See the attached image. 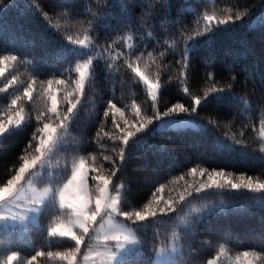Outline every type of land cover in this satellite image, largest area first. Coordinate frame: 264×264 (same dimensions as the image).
<instances>
[{"label": "trees", "instance_id": "trees-1", "mask_svg": "<svg viewBox=\"0 0 264 264\" xmlns=\"http://www.w3.org/2000/svg\"><path fill=\"white\" fill-rule=\"evenodd\" d=\"M229 9L233 14L245 13L243 19L188 40L203 29L205 13L223 17ZM69 36L78 40L87 36L88 46L71 43ZM186 45L191 49L185 79L181 56ZM77 52L90 53L93 64L74 118L63 121L65 131L57 127L61 120L49 111V92L57 91V113L62 117L69 101L76 99V64L87 58ZM7 55H16L17 60L0 65L4 68L0 119L22 109L24 121L0 137V186L7 184L26 158L37 154L43 137L39 129L47 123L57 127L59 143L44 171H53L51 181L60 184L73 161L84 159L95 194L100 181L92 177H110L113 162L120 166V137L126 131L135 132L144 118L153 116V100L132 70L139 68L159 82L156 105L161 113L176 104L191 109L193 98H201L196 113L172 114L193 117L200 126L151 132L157 123L153 121L130 138L123 166L111 177L114 189L121 184L120 208L143 213L150 206L156 216L144 221L125 217L137 231L140 251L118 264H155L154 251L168 244L174 232L176 260L166 264H208L221 254L235 258L244 251L264 257V206L259 204L264 190L226 187L196 192L201 182L207 183L201 168L230 173L234 182L244 176L264 183V0H0V58ZM49 80L53 81L50 86ZM60 80L64 83H57ZM30 84L31 98L24 95ZM212 87L230 88L234 98L229 93L221 100L212 98ZM109 100L124 113L123 118L109 109ZM242 100L248 101L247 109ZM132 104L140 108L139 119ZM125 120L134 126L127 127ZM193 168L195 175L189 174ZM46 180L47 176L38 183ZM165 201L175 211L161 213ZM62 216L65 212L51 198L42 208L39 223L30 224L25 234L0 232V259L17 252L19 264H27L43 251L45 255L33 264H64L67 260L55 253L72 251L75 241L59 239L48 230ZM255 263L264 264V259Z\"/></svg>", "mask_w": 264, "mask_h": 264}, {"label": "snow or ice", "instance_id": "snow-or-ice-1", "mask_svg": "<svg viewBox=\"0 0 264 264\" xmlns=\"http://www.w3.org/2000/svg\"><path fill=\"white\" fill-rule=\"evenodd\" d=\"M245 13L237 11L234 14L232 10H228V14L223 17H218L215 13L203 15L204 26L202 30L196 31L194 34L188 37L189 41L195 40L196 38L205 35L208 32H212L214 28H218L224 26L223 29H226L229 24H235L241 21L244 17ZM151 33H149V36ZM127 41H131L132 37L128 36ZM68 40L73 44H79L81 46L87 47L88 45L85 44V41H88L89 38L87 36L84 37L83 40L73 39L71 36L68 37ZM133 45L131 43L128 44V48L131 49ZM190 49L191 45H186L181 60L183 62L184 72L182 75L187 78L186 70L190 64ZM78 56H86L87 58L84 60L83 63H77L75 67V71L79 74V79L76 81V99L75 101H69L70 106L67 108V113L62 117L57 113V99L56 96L53 94L49 98L51 100V108L49 111L56 115L58 119L61 120V123L57 126L60 129H64L66 131V125L63 121H68L74 118V109L77 108V105L80 103L79 97L83 95L86 81L88 80L89 76L91 75V65L93 64V58L90 53L84 52H77ZM119 56V54H117ZM164 53H161L163 56ZM151 56V53H149ZM16 55H7L0 58V65L5 64L6 61H16ZM129 67H132V64L129 63ZM109 71L111 70V65H108ZM132 70L136 73V75L140 78L141 81L145 85H147L149 94L153 100V116L144 118L143 122L139 124V126L135 127V132L133 131H126L120 139L122 140L123 147L119 148V160L120 166L118 167L115 162H113V167L111 170L110 177H104L103 175L93 176L92 179L99 180L100 185H98V192L99 195L95 197V206L91 208L90 205L92 203V197L88 195L87 185H86V169H85V160L80 159L78 162L73 161L71 167V178L67 179V182L63 184L62 187H57L55 190H46L44 194L36 196L33 198L32 203L37 207L29 208L28 212H36L40 209V205L44 201L45 195H47L48 191H51L52 198L55 199L57 196L59 197V203L61 208L71 209L72 214L74 215L75 219L69 221L67 224H58L54 228L51 229L50 234L52 236L59 235L60 237H68L71 240L75 241L76 247L67 253H60L57 252L55 255L59 257L61 260H67V264H77V253L80 252V246L84 243V238L89 234L90 225L94 224L97 220V217L101 215L102 212L105 213H117L119 215H123L127 219L131 220L133 217L137 221H144L147 216H156V210L151 208L150 206H146L145 212H127L123 211L120 208V203L116 197L109 195V185L111 183V177L117 175V172L120 171V168L123 166L125 161V153L129 150V140L131 137L135 135L136 132H141L145 130L148 124H152L153 121H162L163 118H171L173 113L177 111L181 113H196L198 108L200 107L202 100L199 97L193 98V107L191 109L185 107L182 104H176L161 113V111L157 108L156 101H157V90L159 85L153 83L147 75L139 70V68L132 67ZM4 68H0V76H3ZM212 77V74H209V78ZM235 79V77H233ZM35 83V81H33ZM48 85L50 86L53 81L49 80ZM57 83H64V81L60 80ZM4 89L0 88V92H3ZM185 93L188 92V89H184ZM209 91L213 94L212 98L217 100H221L225 97L226 93L230 94V88H217L212 87ZM32 93V85L30 84L28 88L25 90L24 95L31 98ZM234 98V97H233ZM17 97L11 101L12 105L17 104ZM68 98L65 97V100ZM204 100H208V93H205ZM242 103L248 108V101L242 100ZM109 109H114L116 112H120L121 117L123 118L124 113L121 112L119 108H117L116 104L113 103L111 100L108 102ZM131 107L135 110V115L137 118H140V108L137 107L136 104H132ZM22 109L16 111L14 117H10L7 122H0V137L6 136L11 130L17 129L21 127L24 121V117L21 115ZM108 111H105L103 115L105 117L108 116ZM115 123V122H114ZM124 124L127 127H133L134 125L129 124L127 120L124 121ZM262 130L261 135L264 136V121H261ZM57 127H52L50 124L45 123L42 129H39L40 132L44 134V136L40 140V147L36 148L35 151L40 153V155L36 156L30 162L25 160V163L18 169L16 174L7 181V184L4 187H0V209H7L8 205L12 204L14 201L19 199V188L18 185L20 181L24 178L25 173L29 169V167H35L36 165L43 166L45 162L46 152L45 146L51 145L52 147L58 146L59 137L56 135ZM52 147L47 148V152L50 153L52 151ZM108 159V157H105ZM94 171V169H93ZM201 175L207 174V183L201 182L199 186L196 188V192H201V190L208 188H226L230 187L231 189L239 190L241 188H246L250 191L257 192L264 190V183L254 181L252 177L245 178L244 176H240L236 178L235 182L233 181L231 174H225L224 171H211L209 172L207 169L201 168L200 170ZM197 169L193 168L191 170V175H195ZM163 188H158L157 191H162ZM191 195V193H187ZM184 199V195L180 196V200ZM166 208H160L159 211L161 213H166L167 211H175L171 204H168L165 201ZM259 204L264 206V198L259 200ZM193 211L200 212L202 209H193ZM27 215L21 216L19 219L21 222L25 221ZM16 220L15 214H5L4 211H0V222H4L7 220ZM79 229V232L74 231V229ZM105 240H114L116 241V251L110 252L107 256L109 264H114V261L117 257L128 250L129 246H134L138 243L136 236L132 232L124 231L119 225H112L111 234L105 236ZM177 251L175 245L172 246L171 252L175 253ZM223 247L220 249V252L223 253ZM160 256H164L167 254L166 249H161L159 253ZM45 253L43 251L37 252L34 256L31 257L30 260L27 261V264H33V261L37 259V257L44 256ZM47 255L49 257L53 256L52 252H48ZM85 259H88V256L85 255ZM264 259L256 252H248L244 251L238 254L235 257V264H255V261ZM19 264V253L11 252L10 254H6L3 256V259H0V264ZM208 264H215L214 260H209Z\"/></svg>", "mask_w": 264, "mask_h": 264}, {"label": "rangeland", "instance_id": "rangeland-1", "mask_svg": "<svg viewBox=\"0 0 264 264\" xmlns=\"http://www.w3.org/2000/svg\"><path fill=\"white\" fill-rule=\"evenodd\" d=\"M141 82L143 83V81ZM152 82L159 85V82H156V81H152ZM143 85L145 89L147 90L149 97L152 100V97L149 94L147 85H145L144 83ZM159 90H160V85L157 90V97L159 94ZM49 93H50V96L54 94L57 99L58 93L56 90L52 89ZM50 108H51V100H50ZM16 111L17 110H15L12 114H9L1 118L0 122H7V120L10 117L15 116ZM199 126H200L199 121H197L193 117L172 116L171 118H163L162 121H157V123L154 125L151 132H160V131H166V130H180V129H186V128H198ZM39 147H40V143H39ZM48 147H52V146L51 145L45 146L46 157H45V162L43 166L38 164L35 167H29V169L25 173L24 178L20 181V184L18 185L19 199L14 201L12 204L8 205L7 209H0V211H4L5 214H15L16 216V220L9 219L7 221L0 222V232L12 230V231L17 232L18 234H25L30 224L37 225L39 223V217H40L42 208L52 198L51 191H48L47 195H45L43 203L39 206L40 209H38L36 212H28L29 208L37 207L36 205L32 203L33 198L41 194H44L46 190H55L57 187H62L63 184L67 182V179L71 178V169H70L68 177L66 178V180H64L60 184H57L56 182L51 181L55 173L53 171H48V172L44 171V167L51 154V152L48 153L46 151ZM38 155H40V153L37 152V154L30 156L26 158L25 160L30 162L32 159H34ZM25 160L23 164L25 163ZM79 160L80 159H77L75 161L78 162ZM85 169H86V185H87L88 195L92 197V203L90 207L94 208L95 197L99 195V192H98V189L95 192V194L91 192L90 187H89V167L86 163H85ZM45 176L48 177V180H46L45 183L43 184H39L38 181L41 178H44ZM5 185H1L0 187H4ZM120 192H121V184H118L117 189H114V182L111 179V183L109 185V195L116 197L120 201L121 200ZM55 200L57 201L58 206L60 207L59 197L57 196ZM61 209L65 212L66 216L59 217L58 220L55 221V223L48 228L49 233L51 232V229L54 228L56 225L67 224L69 221L75 219L74 215L72 214L71 209H67V208H61ZM23 215H27V218L25 221L21 222L19 218ZM180 220L181 219L179 218V221ZM181 223H183V221ZM114 224L119 225L126 232H132L136 236L137 241H138L136 245L129 246L126 252L121 253L117 257V259L114 261V264H118L120 261L126 258L129 254L137 253L140 251V243H139L137 231L132 225L127 223L125 217L117 213L102 212L101 215L97 217L96 222L90 225L89 234L85 236L84 243L80 246V252L77 253V256H76L77 264H109L107 256L110 252L116 251V241L105 240V236L111 234V228H112V225ZM74 231L79 232V229L78 228L74 229ZM176 235L177 233L174 232L168 244L164 246H160L154 251L153 262L155 264H166V263L174 262L176 260V254L178 251V245L175 239ZM56 237H58L59 239H70L68 237H60L59 235H57ZM173 245H175L177 249L175 253L171 252V248ZM161 249H166L167 254L164 256L158 255L157 253H159ZM85 255L88 256L87 260L85 259ZM212 260L215 261V264H220V261L226 264H235V258H231L230 256L223 255V254L215 257ZM64 264H67V261Z\"/></svg>", "mask_w": 264, "mask_h": 264}]
</instances>
